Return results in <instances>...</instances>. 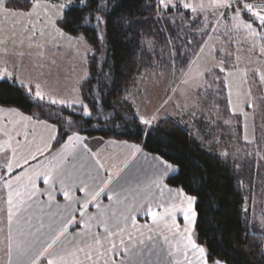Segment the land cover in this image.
Returning <instances> with one entry per match:
<instances>
[{
	"label": "rangeland",
	"instance_id": "374dc122",
	"mask_svg": "<svg viewBox=\"0 0 264 264\" xmlns=\"http://www.w3.org/2000/svg\"><path fill=\"white\" fill-rule=\"evenodd\" d=\"M13 1L0 0V81L23 85L56 106L83 104L79 86L74 89L66 79L64 61L56 60L64 52L73 53V66L85 75L81 86L87 81L88 60L94 54L84 37L70 35L60 25L76 0H18L28 7L12 6ZM158 5L160 23L170 24L161 31L166 38L162 43L145 38L144 45L155 55L154 66L144 69L126 99L148 128L172 120L209 153L230 162L244 176L248 223L264 229V0H158ZM104 55L101 49L99 58ZM86 56L87 68L82 65ZM56 71L67 82L51 83ZM58 134L54 123L0 106L1 255L8 249L6 191L46 169L69 140L59 143ZM105 142L92 153L111 177L129 161L130 148L136 145ZM253 152L260 187L246 184ZM142 163L139 157L127 164L119 183Z\"/></svg>",
	"mask_w": 264,
	"mask_h": 264
},
{
	"label": "trees",
	"instance_id": "16d2710c",
	"mask_svg": "<svg viewBox=\"0 0 264 264\" xmlns=\"http://www.w3.org/2000/svg\"><path fill=\"white\" fill-rule=\"evenodd\" d=\"M9 4L30 5L18 0ZM160 9L158 0H76L65 10L60 25L66 33L84 37L96 55L88 60L89 77L80 88L83 104L56 106L23 85L3 80L0 106L56 124L59 143L81 135L133 143L159 156L177 168L166 184L194 199V240L203 248L206 261L264 264V229L247 221L244 176L174 121L162 120L148 128L137 117L133 102L126 99L144 69L154 66L155 55L144 45L145 38L160 43L166 38L161 31L167 21L163 26L157 18ZM169 30L175 38L174 28ZM101 49L103 58H99ZM254 155L248 157L253 160L246 184L260 187Z\"/></svg>",
	"mask_w": 264,
	"mask_h": 264
},
{
	"label": "crops",
	"instance_id": "0c3cea01",
	"mask_svg": "<svg viewBox=\"0 0 264 264\" xmlns=\"http://www.w3.org/2000/svg\"><path fill=\"white\" fill-rule=\"evenodd\" d=\"M56 60L80 89L85 75L73 66V53ZM57 71L51 83L67 82ZM104 143L72 135L46 169L6 191L8 249L0 264H210L194 240V199L166 184L177 168L136 145L109 177L92 153ZM139 157L144 163L119 183Z\"/></svg>",
	"mask_w": 264,
	"mask_h": 264
}]
</instances>
